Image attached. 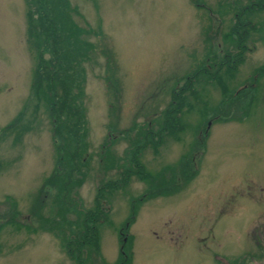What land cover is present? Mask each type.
Listing matches in <instances>:
<instances>
[{
  "label": "rangeland",
  "instance_id": "obj_1",
  "mask_svg": "<svg viewBox=\"0 0 264 264\" xmlns=\"http://www.w3.org/2000/svg\"><path fill=\"white\" fill-rule=\"evenodd\" d=\"M68 2L77 10L71 13L76 25L99 29L102 38L87 35L95 53L82 63L87 154L80 170L85 173L80 183L61 190L69 195L59 208L62 192L44 182L52 171L65 172L71 149L64 146L56 164L59 140L45 109L47 92L32 89L37 47L45 35L41 28L36 36L28 34L27 26L38 23L26 17L24 0H0V264H74L61 237L77 230L80 212L66 203L91 211L96 187L111 181L115 185L97 197L107 218L99 214L96 220L99 253L93 255L86 243L80 249L88 252L83 264L94 258L119 264L122 235L129 238L130 264H264V74L255 79L254 92L246 87L236 97L224 96L218 83L200 74L191 87L183 85L203 61H215L214 46L236 49L224 35L238 5L224 8L234 0ZM245 17L253 26H243V61L230 73L218 71L227 90L252 82L255 70L264 67V6ZM219 48L214 53H222ZM41 56L48 60L50 53ZM111 75L116 90L106 83ZM173 86L182 88L183 99L171 97ZM180 102L178 129L161 134L177 114L163 118V110L169 113ZM22 111L26 127L4 130ZM66 116L56 113L57 128ZM146 127L159 130L148 133L152 142L161 139L142 145L137 157L151 184L133 172L120 182L126 151L131 142L141 145L138 132ZM11 201L17 222H7ZM35 202L39 206L31 216Z\"/></svg>",
  "mask_w": 264,
  "mask_h": 264
},
{
  "label": "trees",
  "instance_id": "obj_2",
  "mask_svg": "<svg viewBox=\"0 0 264 264\" xmlns=\"http://www.w3.org/2000/svg\"><path fill=\"white\" fill-rule=\"evenodd\" d=\"M26 2V7L28 9L26 10V17L29 18L31 23L33 22L32 19H36L38 25L35 27L27 26L28 34H33L31 37L36 36L37 34H40V31L38 29H43V33L45 35V38L41 36L40 40H43L41 42L39 40V44L37 47V59L35 62V68L32 73V89L33 91H38L42 89L43 94L47 92L46 96L44 97L45 100V109L49 113V117L52 121V129L53 134L57 137H54L55 142L59 140L58 143H56V150H57V162H60L61 159V150H63L64 146H68L71 150L69 152L70 157L67 158V161L65 162L66 170L64 173L60 174L59 172L52 171L50 176L45 180L44 185L48 184H54L56 188L58 187V191L62 192L64 190L70 189L71 186L78 184L81 182L82 177L84 176V170H80V166L86 163L85 155L86 153V144L84 140L85 136V115H84V107L82 105L81 98L84 95L83 87L85 82V76H84V67L82 66V63L84 61H87L91 59L94 56L95 53V46L93 43L88 40L87 35L92 33L96 34L98 33V36L102 38L101 31L97 29L96 31L92 30L93 32H90L89 28H81L76 25V23L73 21L71 13L74 14L77 13V10L75 7L71 8V5L69 4L68 0H24ZM195 1V0H194ZM247 2L245 4H239L238 0H234V4L231 6L226 5L224 8L234 7L235 4H237V9L233 10V17L235 22L231 24L229 27L228 32L224 35V38H229L232 42V45L236 49L234 51H231L230 49H224L221 47L214 46V52L219 48L222 49V53L218 52L214 53L212 52V57L215 58V61L213 63L207 64L206 62L200 64L196 71L189 76L185 77L183 80L184 89L191 84V81L195 76L198 74L206 76L208 81L210 82H216L218 83L221 92L224 96L229 95L228 97H236L238 94H241L246 90V87L248 90L253 91L255 87V79H257L260 75L264 74V67H260L257 70H255L254 74L252 75V82H248L245 85L241 84L239 86H235V88L226 89L223 84V77L220 75L219 72H223L226 70L227 73H230L229 70L236 69V66L243 61V55L244 52V40L246 42V30L244 27H252L253 24L249 23L247 21L246 17L242 19V17L254 9H260L264 6V0H246ZM198 5V4H196ZM210 10V9H209ZM211 11V10H210ZM51 12V13H49ZM218 12H222L221 10H218ZM52 14V15H51ZM244 21V23H242ZM244 26V27H243ZM255 28V26H254ZM36 32V33H35ZM39 37V36H38ZM45 41V42H44ZM94 46V47H92ZM213 51V50H211ZM44 52L50 53V57L45 59L41 56ZM232 52V53H231ZM107 55H109V52H106ZM220 54V56H219ZM223 68V69H221ZM217 71V72H216ZM219 71V72H218ZM219 73V74H218ZM45 77L46 82H43ZM112 79V82L110 80ZM106 83H111L113 85V90H116L115 83L116 81L113 79L112 75L109 77H106ZM43 84V86H42ZM182 86V85H181ZM180 86V87H181ZM183 87V86H182ZM254 92V91H253ZM246 93V92H244ZM243 93V94H244ZM170 94L172 98L180 97L183 99L182 95V88L178 87H172L170 90ZM242 94V95H243ZM224 100V98H223ZM182 101V100H181ZM182 102H180L179 106L175 105V109L163 110L162 117L165 118L167 115H169L172 112H177L176 116L172 118L173 124L171 126H166L161 129V134H168V133H174L178 127V117L180 115V106ZM58 110V112H57ZM64 111L66 113V118L63 119L62 122H64V126L66 128H63L64 126L61 125L57 128L58 124L56 119V113L59 115V112ZM168 113V114H166ZM179 113V115H178ZM23 111L20 112L17 117L12 119L10 122H8L3 129L6 128H24L26 127V123H20L21 117H22ZM61 122V124H62ZM170 123V120L167 118L165 121V124ZM57 128V129H56ZM150 128L146 127L142 129V132H138L139 134V141H141V145L139 146L138 143L131 142L132 147L126 151L127 159L124 158V162L126 161V164L124 168H122L123 172L120 176V182H123V180L129 175L130 172L135 173L139 178L143 179V181L150 183L149 176L147 173L143 172V168L138 160V154L140 152V147L146 143H150L152 146L156 144V142H160L161 139L160 136L156 139L155 142H152L153 138L150 137L148 133L150 134ZM122 133V132H120ZM159 135V130H155L154 132H151V135L156 134ZM123 134V133H122ZM134 140V139H133ZM109 145V144H108ZM108 145L104 144V146L101 145V147H105V154H107ZM107 148V149H106ZM109 161L113 162V157L108 158ZM57 168H60L59 165H56ZM123 167V165H122ZM126 167V168H125ZM86 169V168H85ZM121 170V169H120ZM59 173V174H57ZM74 173L80 174L79 176H74ZM72 175L74 178H72ZM158 177V176H157ZM157 177H155L153 180L157 181ZM128 179V178H127ZM152 180V179H151ZM152 180V181H153ZM153 181V182H154ZM59 182V183H57ZM111 185H115L114 181H111ZM57 183V184H56ZM123 184V183H122ZM109 182H105L104 184H101L100 186L96 187V195L94 197V209L93 210H84L80 211L77 208V202L75 201H68L66 203L69 208L75 212L79 213L80 217L77 216L76 218V227L77 230L74 231V233H71L67 236V238L61 237V240L63 241L62 246L65 247L67 253L72 256L74 260V264H83V261L88 256V252L84 249L80 250L82 246H84L86 243H88L91 248L93 249V255L96 253H99L98 250V234H97V226H96V220L99 214L101 216L105 212L102 209L101 202L103 199H100L98 202L97 197H103L105 188H108L111 186ZM62 190V191H61ZM65 195H69V191L66 193L62 192V196L58 197V203L59 208H61L62 203L66 202ZM69 199V198H67ZM11 206V213L8 215L7 222H17L20 218L18 216V212L15 209V202H10ZM39 206V203H34L33 209L30 211L31 216L36 214V210ZM77 208V209H76ZM60 210V209H59ZM133 211V209H132ZM134 213V212H132ZM65 216V215H64ZM106 217V214L103 215V218ZM18 220H17V219ZM107 219V218H105ZM66 223L67 219L63 216L60 217V222ZM2 222V221H1ZM128 223L125 222V226ZM122 235V238L120 239V247L118 252V260L119 264H130L131 258L129 253L127 252L126 248L129 243L126 236ZM124 239V240H123ZM127 240V241H126ZM82 251V252H81ZM83 253V259H80V254ZM82 258V257H81ZM94 258V257H93ZM97 258L93 259V262L91 264H103L101 261ZM98 262V263H95ZM105 264V263H104Z\"/></svg>",
  "mask_w": 264,
  "mask_h": 264
},
{
  "label": "water",
  "instance_id": "obj_3",
  "mask_svg": "<svg viewBox=\"0 0 264 264\" xmlns=\"http://www.w3.org/2000/svg\"><path fill=\"white\" fill-rule=\"evenodd\" d=\"M124 240V239H123Z\"/></svg>",
  "mask_w": 264,
  "mask_h": 264
}]
</instances>
